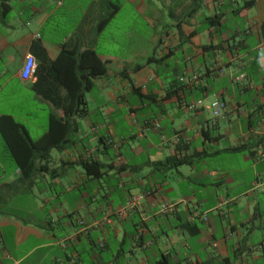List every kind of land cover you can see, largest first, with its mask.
<instances>
[{"label": "crops", "instance_id": "0c3cea01", "mask_svg": "<svg viewBox=\"0 0 264 264\" xmlns=\"http://www.w3.org/2000/svg\"><path fill=\"white\" fill-rule=\"evenodd\" d=\"M7 5L0 122L19 123L32 143L52 113L64 123L59 105L84 73L63 52L92 49L108 74L93 80L87 114L72 118L59 146L35 155L28 179L0 123V264H264V0ZM29 57L36 70L25 81ZM193 74L198 84L180 82ZM216 100L228 110L214 125ZM173 155L189 163L161 167ZM94 161L102 168L87 172ZM165 202L175 211L161 214Z\"/></svg>", "mask_w": 264, "mask_h": 264}, {"label": "trees", "instance_id": "16d2710c", "mask_svg": "<svg viewBox=\"0 0 264 264\" xmlns=\"http://www.w3.org/2000/svg\"><path fill=\"white\" fill-rule=\"evenodd\" d=\"M7 1L8 0H0V9L3 13H7L9 10ZM251 6L252 3H247L243 10L249 9ZM117 8L118 7H114L107 10L98 24V30H101L107 25L114 16ZM67 56L73 57L74 67L77 71L83 72L84 74L78 83L73 85V88L70 86L68 87V98L64 103L59 105V108L64 111V123L61 122L56 114L52 113L50 115L49 132L40 142L32 143L22 125L8 117L1 118L0 123L6 140L7 150L17 163L18 168L25 174L24 176L26 179L31 177L37 170L35 155L42 153V158L47 157L50 148L57 145L59 146L60 140L65 138L66 134L70 132L72 118L75 116L83 117L87 114L85 94L93 88V80L108 74L106 64L100 60L98 54L92 49L84 50L82 53H79V50L75 52H63V57ZM140 68H142V66L137 67V69ZM66 86L68 85L66 84ZM45 146H47V148ZM188 163V158L180 155H173L168 157L165 162L161 163V167L172 170ZM83 166L89 173L97 169L100 171L102 168V164L95 161L84 163Z\"/></svg>", "mask_w": 264, "mask_h": 264}, {"label": "built area", "instance_id": "2783aa9c", "mask_svg": "<svg viewBox=\"0 0 264 264\" xmlns=\"http://www.w3.org/2000/svg\"><path fill=\"white\" fill-rule=\"evenodd\" d=\"M35 70H36V61L33 57H29L24 65L23 71H22V78L25 81L30 80L33 75L35 74ZM244 77L240 76L237 78V81L242 80ZM180 82L183 84H187V85H194V84H198L200 82L199 76L196 74H193L192 76H183L180 78ZM188 110H196L198 107L202 106V101L199 102H193L190 104L186 105ZM210 109L212 111V115H213V124L215 125L217 123L218 120L224 119L226 118V112L228 110V106L226 103L216 100L213 101L210 105ZM155 126L157 129L160 128V125L158 123H155ZM177 142L179 143V139L177 140ZM151 193H145L139 196H133L130 197L125 206L118 211L119 215H123V213H125L126 209H132L134 207H136L138 205V203H140L141 201H143L147 196H149ZM176 209V205L175 204H171L168 202H165L163 204L160 205V213L163 215H167L169 213H172L173 211H175ZM195 219V215H190L189 216V221H193ZM205 221H207V218H204ZM106 223H111L110 219H106ZM81 225H84V222L81 221L80 222ZM86 229V228H85ZM84 229V230H85ZM86 232V230L84 231ZM82 232V233H84ZM101 248H104L105 244L101 243L99 245Z\"/></svg>", "mask_w": 264, "mask_h": 264}, {"label": "rangeland", "instance_id": "374dc122", "mask_svg": "<svg viewBox=\"0 0 264 264\" xmlns=\"http://www.w3.org/2000/svg\"><path fill=\"white\" fill-rule=\"evenodd\" d=\"M212 118H213V115H212Z\"/></svg>", "mask_w": 264, "mask_h": 264}]
</instances>
